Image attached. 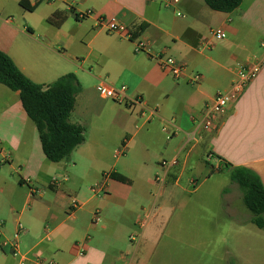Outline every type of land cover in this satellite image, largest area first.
Segmentation results:
<instances>
[{
	"label": "crops",
	"instance_id": "0c3cea01",
	"mask_svg": "<svg viewBox=\"0 0 264 264\" xmlns=\"http://www.w3.org/2000/svg\"><path fill=\"white\" fill-rule=\"evenodd\" d=\"M89 11L91 16L78 20ZM55 14L65 17L59 26L49 21ZM99 18L130 27L147 50L136 54L133 40L100 28ZM214 30L223 32L222 40ZM262 43L264 0H244L231 13L216 12L204 0H178L169 7L164 0H0V51L37 85L75 74L82 91L70 120L86 129L85 142L67 159L48 161L20 94L0 84V242L18 245L17 255L10 246L0 247V264H19L22 257L56 264H140L149 246L141 231L148 197L156 200L154 190L161 197L170 185L169 194L183 189L190 159L203 144L208 160L229 174L248 167L264 184V67L218 129L203 133L198 143L191 140L197 118L218 93L230 90L238 67L264 55ZM159 55L185 64L187 76L176 81L164 73ZM196 73L200 82H189ZM100 82L126 86L129 98H142L158 114L147 121L139 117L140 107L129 111L102 98ZM165 126L179 132L167 139ZM173 160L176 165H163ZM192 181L187 184L195 187ZM102 183L107 195L93 196L92 187ZM239 189L233 183L225 196L236 197ZM72 200L79 204L75 210ZM96 212L101 220L94 225ZM236 214L209 219L225 236L243 242L252 217ZM184 236L202 234L169 231V239ZM229 250L230 264H264V253L253 258L248 247Z\"/></svg>",
	"mask_w": 264,
	"mask_h": 264
},
{
	"label": "rangeland",
	"instance_id": "374dc122",
	"mask_svg": "<svg viewBox=\"0 0 264 264\" xmlns=\"http://www.w3.org/2000/svg\"><path fill=\"white\" fill-rule=\"evenodd\" d=\"M207 153L206 144L198 146L187 166L183 189L169 194L170 185L161 197L154 190L156 200L148 197V210L141 215L144 223L141 231L145 233L144 239L147 238L149 246L140 264H228L233 261L229 249L238 251L242 246L249 248V256L253 258L264 253V231L255 225H251V234L242 242L225 236L226 230H217L216 224L209 219L237 216L236 211L240 217L251 214L240 189L236 197L225 196L233 184L230 174L214 160H208ZM190 179L196 181L195 187L187 184ZM179 217L186 219L178 223ZM174 229L188 234L199 231L202 237L169 239V231ZM166 242L171 243L170 247L165 248Z\"/></svg>",
	"mask_w": 264,
	"mask_h": 264
},
{
	"label": "trees",
	"instance_id": "16d2710c",
	"mask_svg": "<svg viewBox=\"0 0 264 264\" xmlns=\"http://www.w3.org/2000/svg\"><path fill=\"white\" fill-rule=\"evenodd\" d=\"M243 1L204 0L208 7L221 13L237 10ZM63 20L64 16L55 14L49 21L59 26ZM0 84L20 94L22 106L36 126L48 161H64L85 142L86 129L70 121L77 96L82 91L75 74H67L47 86L37 85L22 74L6 53L0 51ZM224 167L230 168L231 165L225 164ZM114 178L127 182L121 176ZM230 178L242 192L244 204L252 217L251 223L264 231V184L260 176L248 167H235L230 171Z\"/></svg>",
	"mask_w": 264,
	"mask_h": 264
},
{
	"label": "built area",
	"instance_id": "2783aa9c",
	"mask_svg": "<svg viewBox=\"0 0 264 264\" xmlns=\"http://www.w3.org/2000/svg\"><path fill=\"white\" fill-rule=\"evenodd\" d=\"M61 0H36L39 3H55ZM178 0H164V5L169 7L172 4H176ZM92 12H86L83 14L77 15L78 20H84L87 17L91 16ZM98 25L100 28L104 29L110 34H116L123 38H128L134 41L135 48L134 51L136 54L142 53L147 50L148 45L145 42L139 41L134 38L133 32L130 27L120 23L117 19L111 18H99ZM212 35L216 40L220 41L223 39V32L221 30L212 31ZM262 48L264 49V43H262ZM157 60L162 71L170 76H172L176 81L183 80L188 74V68L185 64L178 62L174 58L167 57L164 55L157 56ZM264 67V55L260 58H256L250 63L240 65L236 71V78L231 85V88L227 92L218 93L213 101V103L206 107L204 112L200 117L197 118L196 130L192 135L191 140L193 142H200L202 140V134L205 132H212L218 129L220 119L224 117L228 108L231 104L238 102L245 94L247 88L250 84L257 79ZM202 76L198 73L193 74V77L189 80L191 83L200 82ZM97 91L99 95L107 100H111L119 105L124 106L127 110L133 111L137 107L141 108L139 113L140 118H144L147 121H150L158 113L156 110L150 109L142 98H129L127 96L128 88L126 86L115 87L113 85L107 84L105 82H100L97 85ZM162 132L167 136V139L173 138L178 132L179 129L175 127V130L170 131L167 126L162 129ZM119 153H116L118 156ZM176 165L177 160L171 162H163V165ZM156 182H161V179L156 178ZM163 183V182H162ZM27 184L31 186V181L27 180ZM192 184H196L195 181H192ZM32 194L37 192L36 189H31ZM91 192L95 197H104L107 195V186L105 183L97 184L92 187ZM79 207V204L72 200L71 208L75 210ZM101 218L98 212L93 216L92 223L94 225L100 222ZM141 226H144L142 222ZM10 246L13 250V254H18V245L11 244L7 241H1L0 247ZM19 264H56L53 261H48L43 258H36L34 260H29L28 258L22 257Z\"/></svg>",
	"mask_w": 264,
	"mask_h": 264
}]
</instances>
